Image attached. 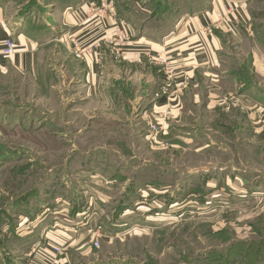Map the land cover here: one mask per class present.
I'll return each instance as SVG.
<instances>
[{"label": "rangeland", "instance_id": "obj_1", "mask_svg": "<svg viewBox=\"0 0 264 264\" xmlns=\"http://www.w3.org/2000/svg\"><path fill=\"white\" fill-rule=\"evenodd\" d=\"M253 9L264 32V0ZM35 77L0 73V264H28L44 240L72 264H254L249 148L235 157L213 134L154 148L149 118L75 114L40 63Z\"/></svg>", "mask_w": 264, "mask_h": 264}, {"label": "crops", "instance_id": "obj_2", "mask_svg": "<svg viewBox=\"0 0 264 264\" xmlns=\"http://www.w3.org/2000/svg\"><path fill=\"white\" fill-rule=\"evenodd\" d=\"M109 3L0 0V49L7 38L15 44L13 56L0 54V73L35 79L40 63L50 80L69 90L66 103L79 104L70 112L139 114L165 130L172 148L208 134L218 135V150L235 157L249 148L258 217L254 264H264V32L249 29L254 0ZM116 28L129 34L122 60L114 59L107 43ZM232 48L238 50L234 56L227 51ZM158 56L176 66L169 81L153 61ZM132 103L137 106L133 112ZM213 145L205 141L197 150ZM231 167L241 170L238 164ZM99 230H87L84 237ZM58 264L72 262L65 254Z\"/></svg>", "mask_w": 264, "mask_h": 264}, {"label": "built area", "instance_id": "obj_3", "mask_svg": "<svg viewBox=\"0 0 264 264\" xmlns=\"http://www.w3.org/2000/svg\"><path fill=\"white\" fill-rule=\"evenodd\" d=\"M109 3V0H108ZM236 7V4H234ZM107 6H110V3L107 4ZM109 10H112V7L109 8ZM217 24L222 22V18L220 14H217ZM224 24L229 28L231 27V23L228 22L225 18L223 20ZM129 39V34L126 33L123 30H118L116 28L115 35L107 41L108 45L112 47V53L115 60H122L124 53H123V46L124 43L127 42ZM72 45L74 47L77 46V43L72 40ZM80 51L76 54H79ZM0 54L3 57H11L15 54V44L12 41V39L7 38L3 41V44L0 49ZM97 61H99V58L97 57ZM155 64H158L163 68L164 75L166 77V80L169 81L171 77L174 75V71L176 66H174L171 62H167L162 57L158 56L154 60ZM165 130L158 127V125L154 123L148 124L147 129V140L154 148H161L165 149L169 146V144L166 141V133ZM98 243H95V246H97ZM35 256L33 257L34 260H30L29 264H58L59 257L62 255V248L57 244H52L50 242H47L46 240L43 241L42 244H39L34 250Z\"/></svg>", "mask_w": 264, "mask_h": 264}]
</instances>
